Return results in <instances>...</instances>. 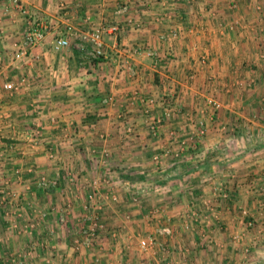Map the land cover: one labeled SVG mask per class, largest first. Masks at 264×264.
I'll use <instances>...</instances> for the list:
<instances>
[{
	"label": "crops",
	"instance_id": "0c3cea01",
	"mask_svg": "<svg viewBox=\"0 0 264 264\" xmlns=\"http://www.w3.org/2000/svg\"><path fill=\"white\" fill-rule=\"evenodd\" d=\"M31 9L28 19L0 10V187L35 192L37 229L27 240L5 232L0 264L126 261L111 238L101 255L71 246L95 181L147 193L101 230L170 241L153 264H264V0H32ZM32 21L49 30L16 60ZM67 24L120 30L104 34L106 55L93 61L74 38L55 50Z\"/></svg>",
	"mask_w": 264,
	"mask_h": 264
},
{
	"label": "rangeland",
	"instance_id": "374dc122",
	"mask_svg": "<svg viewBox=\"0 0 264 264\" xmlns=\"http://www.w3.org/2000/svg\"><path fill=\"white\" fill-rule=\"evenodd\" d=\"M2 179L0 178V180H2ZM116 180L117 179L113 176H106L104 181H105V184L108 185L109 188H114L112 185V182L116 181ZM18 183H20V181ZM102 190L103 191H100V192L105 196L107 193H110V191H113L114 194L117 196V200L116 201H114L112 199L101 200L100 203L103 206L102 209H100V210L90 209V211H88V210L84 211V207H83L82 213L84 215L83 219L86 218V212L88 215L97 216L100 219V222L102 224L106 222V224L103 225V227L107 226V223L109 222L108 221L109 215H110V217H112V215H114V214H119V215H123L122 217H124L126 215V212H127L126 207L124 206L125 204H127V203L128 204H132V203L134 204L135 203L138 205H142L143 204L142 198L147 195L146 192L145 193H139L137 191H134V192L129 191V193H128L127 191H122V190H120V192L114 191L113 189H110V190L102 189ZM92 192H95V191L92 190L88 194L86 201H84L82 205L85 206L89 203V195ZM144 203L145 204H143V205L147 204L146 202H144ZM36 205H37V198H36L35 192L32 189H29V188L28 189H21V188H19L17 190L16 189L14 190L13 184L11 185L10 182H6L0 187V238H1L0 246L2 248L5 246H8V245L4 244L5 242H3L4 241L3 239L5 238V236H3V235L5 232H10L8 237H11L13 240L16 239L14 237L18 238V237L22 236V234H23L25 240H27L26 237H29L30 235L32 237H35V235H36L35 230L37 229V220H36V213H35ZM118 206H121V207H119V209H118ZM111 210H115V213L107 214ZM154 216H155V213L152 212L151 219L153 218V220H155L156 218H154ZM128 217H129V214L126 216V218H128ZM63 219H65L64 216H63ZM83 219L81 221V226H80L79 230L76 231L73 243L71 245L73 247V250L75 251V253H81L82 251L91 250V249H99L98 252L100 253V255L102 253H106L105 250L108 247V238H111V241H109L112 244L111 247L112 248L115 247V244L117 243L116 245L119 247L116 246V248H115V249H117L116 251L120 255L123 254L122 259L124 258V260H126L124 262H119V264H139L142 260H146L149 264H153V263H158V261H159V256H158L159 253L156 252L158 250L157 247L159 248L158 252L165 253L166 251L162 252V249L168 248V245L170 244V241H169V243L167 244V247H166V244H165V246L163 245V246L159 247V243H161V242H160V240L157 239V237L153 233L154 232L153 230L145 229L144 231H141V234L139 236L138 235L136 237L129 236V238H127V240H125V241L123 239H120L121 238V236L119 235L120 232L116 233L117 235L115 236V234H113V233H111V235H110L108 233H103L104 231L101 230L99 233V235H100L99 238H95L94 241H92L91 246H86L83 243V241L86 239L83 231L86 229V227L88 225H87V222H83ZM65 222H66V219H65L64 223ZM163 228H170V227H162L160 229H163ZM102 229L105 230V228H102ZM155 229H157V228H155ZM160 229H158V231ZM157 234H159V232ZM149 237H153L156 239V243H157L156 246L151 251L141 252L139 250V247H138L139 239H141V238L147 239ZM21 241L22 240L19 239V242L13 243L12 247L19 248ZM7 242L10 243L11 241L8 240ZM23 243H24V241H23ZM34 244H36V245H34ZM27 245H29L28 249L35 251L36 248L40 247V242L34 243L29 239V242H27ZM125 247H126V249H128V253L126 252ZM124 253H126V255ZM155 254H157V255H155ZM0 259L4 260V257H1ZM155 261H157V262H155ZM18 262L19 261L12 262V263L15 264Z\"/></svg>",
	"mask_w": 264,
	"mask_h": 264
},
{
	"label": "built area",
	"instance_id": "2783aa9c",
	"mask_svg": "<svg viewBox=\"0 0 264 264\" xmlns=\"http://www.w3.org/2000/svg\"><path fill=\"white\" fill-rule=\"evenodd\" d=\"M31 7H32V0H0V10L4 12L5 15H8L11 12L19 13L22 17H26L27 19L31 15ZM62 7H66L62 5ZM128 11V5H121L117 10V15H123ZM48 26L41 21H32L29 24L28 29L25 31L24 38L22 42H18L15 44V59H21L28 56L29 52L40 45L48 32ZM120 30L119 25L115 24L112 26L107 27H100L98 29H82L75 27L74 25L67 24L64 29V34L61 37H58L55 41V50L59 51L62 49H66L70 46V39L74 38L77 39L81 43V48L86 49L88 47L91 48L90 57L94 60H101L105 57V42H104V34L106 32H111L112 34H117ZM25 82V79L22 80ZM5 89L8 91H13L16 89V85L13 83H8L5 85ZM208 104L214 109L218 110L221 108V104L218 100L209 99ZM200 138L204 137L206 131L203 127H201L198 131ZM176 158L179 155H175ZM45 180V179H44ZM95 192H92L89 195V203L84 206V211L90 209L93 210H100L102 209V204L100 203L101 200L104 199H112L114 201L117 200V196L114 194L113 191L107 193L106 196L103 195L100 191H103V187L101 186V182L95 181ZM65 219L61 218L60 222L63 223ZM86 222L87 227L83 231L86 239L83 243L86 246H91L92 241L95 238H99V233L103 228V225L100 222V219L95 215H88L86 212ZM159 235L170 236L172 234V230L170 228H163L160 229ZM156 239L153 237L149 238H141L138 242V247L141 252H147L154 249L156 246ZM139 264H149L146 260H142Z\"/></svg>",
	"mask_w": 264,
	"mask_h": 264
}]
</instances>
